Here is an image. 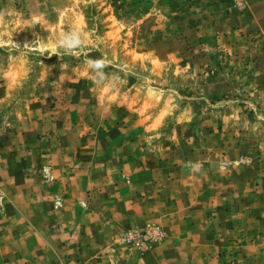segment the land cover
Wrapping results in <instances>:
<instances>
[{
	"label": "rangeland",
	"instance_id": "obj_1",
	"mask_svg": "<svg viewBox=\"0 0 264 264\" xmlns=\"http://www.w3.org/2000/svg\"><path fill=\"white\" fill-rule=\"evenodd\" d=\"M257 2L0 0V131L13 138L32 132L46 137L47 146L68 145L75 153L84 145L131 141L145 152L174 157V149L206 146L207 132L215 130L222 135L212 137L214 146H264V21L257 27L248 9ZM193 23L197 31L190 33ZM72 32L83 40L79 56L63 48L59 55L40 51ZM88 59L110 63L94 70ZM98 71L104 76L99 82ZM253 160L243 155L235 163ZM40 172L46 182L56 180L49 164ZM53 199L61 204L58 194ZM151 226L162 230L160 239H121ZM164 238L158 225L122 230L105 262Z\"/></svg>",
	"mask_w": 264,
	"mask_h": 264
},
{
	"label": "crops",
	"instance_id": "obj_2",
	"mask_svg": "<svg viewBox=\"0 0 264 264\" xmlns=\"http://www.w3.org/2000/svg\"><path fill=\"white\" fill-rule=\"evenodd\" d=\"M262 5L252 6L256 14L247 5L257 27ZM188 31H197L194 23ZM259 74L264 79V63ZM217 131L207 132L206 146L174 149V157L131 141L75 153L32 132L0 131V264H111L114 236L147 224L164 230L163 241L120 252L113 264H264V146H214ZM243 155L252 164H236ZM43 164L56 180L43 179Z\"/></svg>",
	"mask_w": 264,
	"mask_h": 264
},
{
	"label": "clouds",
	"instance_id": "obj_3",
	"mask_svg": "<svg viewBox=\"0 0 264 264\" xmlns=\"http://www.w3.org/2000/svg\"><path fill=\"white\" fill-rule=\"evenodd\" d=\"M83 40L81 38L80 33L77 32H72L70 34H65L62 36V38L57 42V44L52 45V46H42L40 51L44 52V51H50V54L52 55H59L60 53L58 52L59 48H63L64 52L66 54L69 55H73V56H79L80 53L78 51H76L77 47H79L80 45H82ZM5 45V41L0 39V46ZM85 63L92 69L94 70H99L102 67H104L107 63H110L109 61H107L106 59H99V60H91L88 59L85 61ZM97 75L99 77V81L104 79V76L102 73H100L99 71L97 72ZM195 170H198V166H195Z\"/></svg>",
	"mask_w": 264,
	"mask_h": 264
},
{
	"label": "built area",
	"instance_id": "obj_4",
	"mask_svg": "<svg viewBox=\"0 0 264 264\" xmlns=\"http://www.w3.org/2000/svg\"><path fill=\"white\" fill-rule=\"evenodd\" d=\"M2 198H3V192L1 191L0 188V206L2 203ZM163 235L162 230L155 226H151V227H147L145 230L143 231H131V232H127L126 234H124L123 236H121V239L123 241H134V240H141L143 237L144 238H154V239H160L161 236Z\"/></svg>",
	"mask_w": 264,
	"mask_h": 264
}]
</instances>
